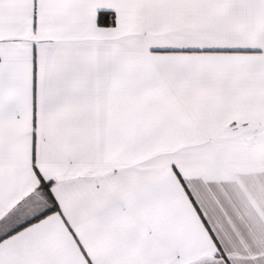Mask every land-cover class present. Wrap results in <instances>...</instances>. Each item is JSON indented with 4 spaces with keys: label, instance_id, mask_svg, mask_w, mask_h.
<instances>
[{
    "label": "snow or ice",
    "instance_id": "6c2138e0",
    "mask_svg": "<svg viewBox=\"0 0 264 264\" xmlns=\"http://www.w3.org/2000/svg\"><path fill=\"white\" fill-rule=\"evenodd\" d=\"M0 264H264V0H0Z\"/></svg>",
    "mask_w": 264,
    "mask_h": 264
}]
</instances>
